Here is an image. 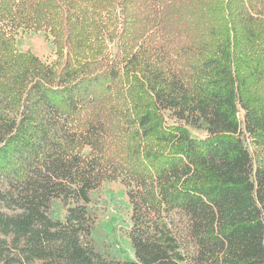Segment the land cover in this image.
<instances>
[{
	"label": "trees",
	"instance_id": "trees-1",
	"mask_svg": "<svg viewBox=\"0 0 264 264\" xmlns=\"http://www.w3.org/2000/svg\"><path fill=\"white\" fill-rule=\"evenodd\" d=\"M105 181L133 260L93 248ZM0 264H264V0H0Z\"/></svg>",
	"mask_w": 264,
	"mask_h": 264
},
{
	"label": "rangeland",
	"instance_id": "rangeland-1",
	"mask_svg": "<svg viewBox=\"0 0 264 264\" xmlns=\"http://www.w3.org/2000/svg\"><path fill=\"white\" fill-rule=\"evenodd\" d=\"M19 50H29L41 59L54 57V45L51 36L42 31L20 32L17 36ZM114 50L112 42H108ZM193 135L202 137L203 131L192 129ZM87 210L93 221L91 242L95 251L109 259L133 260L134 255L128 238L130 209L125 189L118 181H105L90 193ZM59 201L51 203L49 215L62 217Z\"/></svg>",
	"mask_w": 264,
	"mask_h": 264
}]
</instances>
